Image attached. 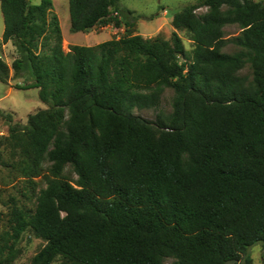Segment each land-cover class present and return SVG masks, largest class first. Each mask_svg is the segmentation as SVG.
<instances>
[{
  "label": "trees",
  "instance_id": "obj_1",
  "mask_svg": "<svg viewBox=\"0 0 264 264\" xmlns=\"http://www.w3.org/2000/svg\"><path fill=\"white\" fill-rule=\"evenodd\" d=\"M1 6L3 41L20 53L13 69L32 78L20 88H39L48 104L10 129L22 176L35 184L51 162L35 212H14L18 233L46 240L30 264L60 254L81 264H252L250 249L264 244V3L198 0L173 15L171 39L138 33L68 52L56 16L48 21L52 0ZM69 10L74 32L134 25L121 0H69ZM235 23L241 50L227 53L224 26ZM182 29L195 43L189 57ZM247 63L252 78L239 73ZM10 73L0 56V80ZM164 86L173 111L158 115L157 134L133 108L159 106Z\"/></svg>",
  "mask_w": 264,
  "mask_h": 264
},
{
  "label": "rangeland",
  "instance_id": "obj_2",
  "mask_svg": "<svg viewBox=\"0 0 264 264\" xmlns=\"http://www.w3.org/2000/svg\"><path fill=\"white\" fill-rule=\"evenodd\" d=\"M42 0H29L30 4H38ZM198 0H121L123 7L134 11V17L130 20L134 22L132 27L115 26L113 23L106 26H96L88 31H72L71 16L69 10V0H52L53 6L48 12V21L56 16L62 30V47L65 52L71 49L72 45L95 46L101 42L119 39L121 37L141 34L145 38L160 35L163 38L171 39L175 27L172 24L173 15L182 10L186 5ZM264 3V0H254ZM207 7L197 9L198 14H203ZM114 9L112 8V13ZM115 13V12H114ZM121 20H125L119 16ZM5 29L4 15L0 0V56L11 67L10 77L7 82L0 80V112L10 114L12 122L0 116V264H30L33 257L44 247L46 240L39 237L30 228L18 233L14 226V212L21 209L35 212L37 207V197L41 189L47 186L46 175L51 162L45 159L43 162V173L34 178L35 184L22 176L15 167L16 161L20 158L19 149L15 145V136L10 131L15 126L22 129L28 121L30 114H34L40 109L47 108L39 97V88H20L28 81L26 75L28 70L15 73L13 61L20 56L19 50L10 40L3 41ZM242 32L239 24H227L224 26V36L228 39L222 51L235 53L241 47L233 40ZM185 45L187 56L192 54L195 47L192 35L186 29L178 30ZM41 48V45H40ZM181 60H184L181 57ZM240 74L253 77V67L251 63L239 71ZM175 92L171 86H164L160 104L157 107L139 108L134 107L133 113L147 120L157 134L160 128L157 124L158 115L168 116L173 111V98ZM64 175L73 183L77 182L78 175L71 164L64 168ZM252 264H264V244L257 243L250 249ZM165 264H178L174 257H165ZM51 264H81L67 256L58 255Z\"/></svg>",
  "mask_w": 264,
  "mask_h": 264
}]
</instances>
